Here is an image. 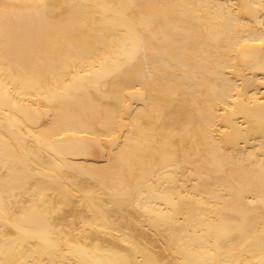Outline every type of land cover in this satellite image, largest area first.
Listing matches in <instances>:
<instances>
[{"label": "bare ground", "instance_id": "6f19581e", "mask_svg": "<svg viewBox=\"0 0 264 264\" xmlns=\"http://www.w3.org/2000/svg\"><path fill=\"white\" fill-rule=\"evenodd\" d=\"M0 264H264V0H0Z\"/></svg>", "mask_w": 264, "mask_h": 264}]
</instances>
